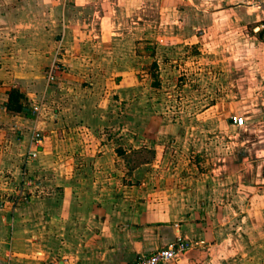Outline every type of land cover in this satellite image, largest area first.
<instances>
[{"label":"crops","instance_id":"obj_1","mask_svg":"<svg viewBox=\"0 0 264 264\" xmlns=\"http://www.w3.org/2000/svg\"><path fill=\"white\" fill-rule=\"evenodd\" d=\"M263 24L264 0H0V264H129L177 239L166 264H264ZM192 47L225 98L153 119L142 62ZM218 125L241 130L220 155Z\"/></svg>","mask_w":264,"mask_h":264},{"label":"rangeland","instance_id":"obj_2","mask_svg":"<svg viewBox=\"0 0 264 264\" xmlns=\"http://www.w3.org/2000/svg\"><path fill=\"white\" fill-rule=\"evenodd\" d=\"M159 52H161L160 49H158ZM174 52V53H173ZM175 54L172 56L175 58V60H171V58H165L161 59V57H158L160 59L157 61L155 58L151 59L150 62H146L145 60L142 62L143 69L148 68V73L151 80V90H153L152 93V102H153V119L159 118L162 119H180L185 118L187 119V123L189 122V118L193 116V107L197 105L198 101H200L201 96L206 95L203 102H209L210 100L214 99H222L225 98V89H226V80L224 75L218 74V71L226 72V68L219 65V63L216 65L211 62L212 59H209V57L206 55L205 52L197 51L196 47L189 48L185 50L183 55L177 57L178 53L176 50H171L168 54ZM200 56V57H199ZM201 57H204L206 60L201 59ZM201 68L202 72L200 70L198 71L197 68ZM242 68L240 67V70ZM196 71V73H195ZM208 71L212 72V76H209L207 74ZM200 72V73H199ZM216 74V76H213ZM239 77V76H236ZM217 92H213V90H216ZM212 90L211 93H203L202 91H208ZM197 90V91H196ZM238 95V94H237ZM211 98V99H210ZM239 100V97H238ZM236 97H233L232 101L234 103L233 112H241V103L240 100L238 101ZM225 102V101H224ZM221 104L223 107V112L218 113V116H221L222 118H226L224 115V112L226 110L225 103ZM222 103V102H221ZM231 104V102H228ZM127 102H122V108H121V120H122V133L123 135H129L131 132L129 131L130 125L127 123L128 120H125L126 118H129L131 115V110L127 106ZM143 108L139 110V118H144L146 115L145 113V106H142ZM233 116V115H231ZM230 116V117H231ZM233 117H237L234 115ZM224 125V124H222ZM218 125V132L224 133V136L221 140L218 141V149H219V155L221 153H224L226 150L227 143L230 142V139H228V136H236L238 133L241 132L239 129H235L234 131L225 130L224 126ZM185 128V131L188 133H191L193 128H196L195 125L186 124L183 126ZM208 126L206 127V135H211L212 132H208ZM194 131H197L194 129ZM210 131V130H209ZM199 133H202V131H198ZM140 133V132H139ZM29 134V133H28ZM162 138V137H161ZM171 138V137H170ZM145 139V138H144ZM144 139H141L139 141L140 148L139 155L136 157L138 162H146L150 160L153 156V153L150 152H143L145 146L147 145ZM153 141L156 142V145L160 146L164 144V147H167L168 150H171V152H177L179 153L182 149L181 147H184V149L192 148L194 150L193 146H190V141L187 139H184L181 141V144L179 142H176L175 140L171 139H159L153 138ZM197 145H202L204 141L195 142ZM130 140L128 138H123L122 140V146L123 148L130 149ZM172 144V145H171ZM186 145V146H185ZM190 150V149H189ZM151 151V150H150ZM176 153V154H177ZM134 160V158H132ZM123 161L130 162L131 158L129 156H123ZM5 163L3 160V157L0 156V167L1 164ZM1 175V174H0Z\"/></svg>","mask_w":264,"mask_h":264},{"label":"built area","instance_id":"obj_3","mask_svg":"<svg viewBox=\"0 0 264 264\" xmlns=\"http://www.w3.org/2000/svg\"><path fill=\"white\" fill-rule=\"evenodd\" d=\"M264 26V24H263ZM50 78H52L50 76ZM37 110V108H35ZM234 124L242 126L244 119L242 117H230ZM40 134L34 133L32 142L34 145H38L40 141ZM35 153L32 152V156ZM192 243L188 240L177 239L172 243L167 244L166 246L159 248L148 256L139 258L129 264H166L169 261H175L180 259L188 250L192 248Z\"/></svg>","mask_w":264,"mask_h":264},{"label":"trees","instance_id":"obj_4","mask_svg":"<svg viewBox=\"0 0 264 264\" xmlns=\"http://www.w3.org/2000/svg\"><path fill=\"white\" fill-rule=\"evenodd\" d=\"M15 110L16 111H22V106L20 105V106L15 107Z\"/></svg>","mask_w":264,"mask_h":264},{"label":"water","instance_id":"obj_5","mask_svg":"<svg viewBox=\"0 0 264 264\" xmlns=\"http://www.w3.org/2000/svg\"><path fill=\"white\" fill-rule=\"evenodd\" d=\"M31 118H33V116H31Z\"/></svg>","mask_w":264,"mask_h":264}]
</instances>
